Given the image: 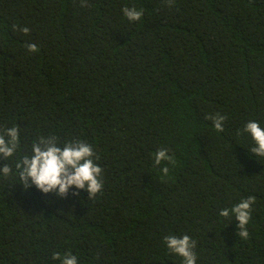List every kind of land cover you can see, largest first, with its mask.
Wrapping results in <instances>:
<instances>
[{
  "label": "trees",
  "instance_id": "1",
  "mask_svg": "<svg viewBox=\"0 0 264 264\" xmlns=\"http://www.w3.org/2000/svg\"><path fill=\"white\" fill-rule=\"evenodd\" d=\"M87 2L0 0V126H19L22 149L40 135L86 140L104 179L88 200L0 178V264H59L53 251L182 264L169 234L197 240V264H264V158L238 134L249 120L264 127V0ZM215 113L227 116L222 133L205 119ZM161 148L175 166L154 165ZM249 195L245 241L218 213Z\"/></svg>",
  "mask_w": 264,
  "mask_h": 264
},
{
  "label": "clouds",
  "instance_id": "2",
  "mask_svg": "<svg viewBox=\"0 0 264 264\" xmlns=\"http://www.w3.org/2000/svg\"><path fill=\"white\" fill-rule=\"evenodd\" d=\"M174 0H168L171 7ZM81 7H87V0H80ZM124 16L129 22L141 20L143 9L124 7ZM14 32L29 35L31 29L27 26L12 25ZM26 49L30 53L39 52L36 44L29 43ZM205 119L211 121L217 132H224L226 115L219 113L206 115ZM18 125L11 127L0 126V159L5 163L0 167V178L9 179L16 177L25 191L35 186L42 194H53L59 198H66L70 190L76 191L72 195H79L80 190H85L88 200H95L104 189L103 169L97 163L100 155L93 145L84 139L72 138L61 141L55 134L40 135L31 143L30 149L21 147ZM238 134H248L253 145L248 151L256 157L264 158V127L258 121L249 120ZM12 161V163H9ZM175 166V157L169 154L167 148L158 149L154 155V165L162 163ZM164 176L169 174V167L160 168ZM256 196L249 195L230 208L221 209L218 215L226 221H238L237 236L242 240H249V222L252 219V205L256 203ZM163 242L169 254L182 258V264H197V240L188 234L177 236L169 234L163 237ZM52 261L59 264H81L77 255L71 251L60 253L53 251Z\"/></svg>",
  "mask_w": 264,
  "mask_h": 264
}]
</instances>
